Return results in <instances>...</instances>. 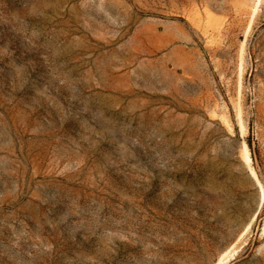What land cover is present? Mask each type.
<instances>
[{"label": "rangeland", "instance_id": "obj_1", "mask_svg": "<svg viewBox=\"0 0 264 264\" xmlns=\"http://www.w3.org/2000/svg\"><path fill=\"white\" fill-rule=\"evenodd\" d=\"M245 144L264 0H0V264H264Z\"/></svg>", "mask_w": 264, "mask_h": 264}, {"label": "bare ground", "instance_id": "obj_2", "mask_svg": "<svg viewBox=\"0 0 264 264\" xmlns=\"http://www.w3.org/2000/svg\"><path fill=\"white\" fill-rule=\"evenodd\" d=\"M242 128H243V125H242ZM244 152H245L244 162L248 166L251 176L254 178L255 182L257 183V185L260 187V189L262 191V199H261V205H262V203L264 201L263 189H262L261 183L259 182V180L257 178L256 173L254 172V170L251 166L252 158L250 156V153L248 151L246 144L244 145ZM254 221H255V216L252 219V221L246 226V230H249L252 227ZM238 253H239V248L236 246H233L231 249L227 250L225 253L222 254V256L219 259L218 264H229V263H231L233 260H235Z\"/></svg>", "mask_w": 264, "mask_h": 264}]
</instances>
